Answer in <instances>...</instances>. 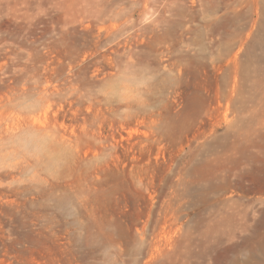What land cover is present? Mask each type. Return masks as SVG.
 Listing matches in <instances>:
<instances>
[{"label": "rangeland", "instance_id": "1", "mask_svg": "<svg viewBox=\"0 0 264 264\" xmlns=\"http://www.w3.org/2000/svg\"><path fill=\"white\" fill-rule=\"evenodd\" d=\"M0 264H264V0H0Z\"/></svg>", "mask_w": 264, "mask_h": 264}, {"label": "bare ground", "instance_id": "2", "mask_svg": "<svg viewBox=\"0 0 264 264\" xmlns=\"http://www.w3.org/2000/svg\"><path fill=\"white\" fill-rule=\"evenodd\" d=\"M167 244H168V246H169V244H171V242H168ZM163 248H164V247H163ZM161 250H162V249H161ZM165 250H166V249H163L162 251H165ZM157 254H158V253H157Z\"/></svg>", "mask_w": 264, "mask_h": 264}]
</instances>
